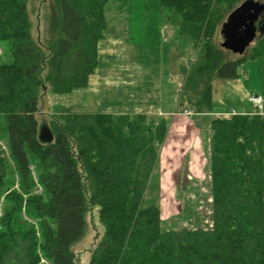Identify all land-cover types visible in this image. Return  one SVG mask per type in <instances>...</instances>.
<instances>
[{"label": "trees", "instance_id": "trees-1", "mask_svg": "<svg viewBox=\"0 0 264 264\" xmlns=\"http://www.w3.org/2000/svg\"><path fill=\"white\" fill-rule=\"evenodd\" d=\"M107 1L40 0L33 23L29 0H0V141L8 151L0 155V264H77L71 246L94 206L103 232L88 264H264L258 116L219 113L206 121L211 224L194 228H163L159 206L142 205L168 131L165 118L68 111L39 119L43 86L65 94L88 85ZM242 1L160 0L179 15L177 35L194 41L195 58L188 69L181 66L178 93L195 115L211 112L215 78H233L239 62L264 57V31L235 61L217 41ZM42 121L53 133L50 144L38 140Z\"/></svg>", "mask_w": 264, "mask_h": 264}, {"label": "rangeland", "instance_id": "rangeland-1", "mask_svg": "<svg viewBox=\"0 0 264 264\" xmlns=\"http://www.w3.org/2000/svg\"><path fill=\"white\" fill-rule=\"evenodd\" d=\"M39 3L40 0L28 2L32 22L36 21L34 17L37 14H34ZM45 10L46 7L41 14ZM105 14L108 23L99 44L98 64L89 78L88 85L65 94H54L49 87L43 86L42 99L39 100V119L68 111L130 115L144 113L149 120L165 118L168 121L167 129L172 123L176 126L179 122L178 125L182 126L180 120H185L189 125L186 127L194 126L199 131L202 130L203 139L206 141L209 136L206 124L209 116L239 109L249 95L264 92V57L241 61L236 66L235 77L215 78L212 81L211 112L205 116L194 114L188 117L180 112L185 107L179 103L178 92L183 83L180 70L182 65L189 68L195 58V49L192 39L182 36L180 38L177 35L180 23L177 12L163 7L160 0H108ZM45 20L46 18L40 19L41 33L46 30ZM221 40L218 31L217 41ZM255 41L256 39L243 54L229 52L227 58L235 61L248 54ZM2 49V61H8V49L5 44H2ZM162 145L163 143L161 147ZM2 154L7 155L8 151L5 143L0 141V155ZM165 159L166 156L162 154L152 169L143 194V206H161L162 200L163 203L167 200L170 202L172 188L165 187L163 196L158 185L160 162H164L167 171L170 164H173L169 159ZM166 175L167 172L162 174L171 179ZM176 190L177 187L173 197ZM201 190L204 193L199 201L191 197L184 200L177 191L175 200H179L175 201V210L161 215L164 220L163 228L194 227L181 218L188 217L186 213L192 214L195 207L196 215L190 217L198 215V226L207 224L210 220V198L208 188L202 186ZM102 232L103 226L98 221L97 206H94L85 215L84 234L71 246L78 256L77 264L89 263V251L100 239Z\"/></svg>", "mask_w": 264, "mask_h": 264}, {"label": "crops", "instance_id": "crops-1", "mask_svg": "<svg viewBox=\"0 0 264 264\" xmlns=\"http://www.w3.org/2000/svg\"><path fill=\"white\" fill-rule=\"evenodd\" d=\"M255 94H259L264 97V92H255ZM251 110V105L248 99H246L244 105L240 106L239 109H235L234 111L249 113ZM224 112L227 111H223V113ZM180 123H183L185 127H183V125H178V122L176 123V126H173L172 123L171 126L168 128L163 145L161 147V150L159 151V160L161 159V155L164 154L167 160L169 159L173 162V164H170L168 171L164 165V162H160V177L158 185L161 188L162 195H165V187L172 188L170 199L171 203L168 202V200L163 203L164 200H162L161 206H159L160 215L169 212V210H175V201L179 200L178 198H176L175 200V195L177 191L181 193L184 200L191 197L192 199H196L199 201L203 196L202 193H204L201 188L202 186L206 187L208 183V139L206 137V141H204V133L202 132V130L199 131L194 126L186 127L188 123L185 120H180ZM189 140H191L192 145H190L191 142H188ZM164 172H167L166 177H171V179L162 176ZM175 187H177V190L173 197L172 194L174 192ZM195 209L192 210V214L186 213L188 217H184L181 219H183V221L185 222L188 221L191 222L193 225H197L198 215L195 217H190L196 215V213L194 212ZM176 214L178 215L177 212ZM163 217L167 219V217ZM161 219L164 222L162 217Z\"/></svg>", "mask_w": 264, "mask_h": 264}, {"label": "water", "instance_id": "water-1", "mask_svg": "<svg viewBox=\"0 0 264 264\" xmlns=\"http://www.w3.org/2000/svg\"><path fill=\"white\" fill-rule=\"evenodd\" d=\"M264 15L262 0H243L223 21L219 33L222 37L220 46L234 54H243L256 37L257 31H264V23L256 26L259 17ZM38 140L42 144L53 141V133L47 123L42 121L38 126Z\"/></svg>", "mask_w": 264, "mask_h": 264}, {"label": "built area", "instance_id": "built-area-1", "mask_svg": "<svg viewBox=\"0 0 264 264\" xmlns=\"http://www.w3.org/2000/svg\"><path fill=\"white\" fill-rule=\"evenodd\" d=\"M249 102L252 105V114L258 116L262 121H264V100L259 95H251L249 97ZM186 114L190 115L191 111L186 110Z\"/></svg>", "mask_w": 264, "mask_h": 264}, {"label": "flooded vegetation", "instance_id": "flooded-vegetation-1", "mask_svg": "<svg viewBox=\"0 0 264 264\" xmlns=\"http://www.w3.org/2000/svg\"><path fill=\"white\" fill-rule=\"evenodd\" d=\"M258 20H260V18H258ZM258 23V22H257Z\"/></svg>", "mask_w": 264, "mask_h": 264}]
</instances>
